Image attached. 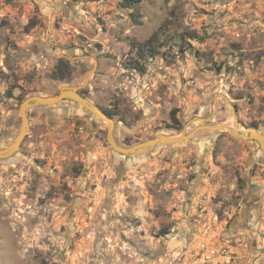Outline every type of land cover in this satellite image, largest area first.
Returning <instances> with one entry per match:
<instances>
[{
    "label": "rangeland",
    "instance_id": "obj_1",
    "mask_svg": "<svg viewBox=\"0 0 264 264\" xmlns=\"http://www.w3.org/2000/svg\"><path fill=\"white\" fill-rule=\"evenodd\" d=\"M131 14L121 0H0V149L26 98L63 87L112 113L123 147L196 118L234 130L232 110L264 136V0H139ZM163 27L158 55L140 60L136 45ZM60 59L64 80L52 78ZM27 115L20 149L0 161V264H264L255 142L201 131L120 156L74 102Z\"/></svg>",
    "mask_w": 264,
    "mask_h": 264
},
{
    "label": "water",
    "instance_id": "obj_2",
    "mask_svg": "<svg viewBox=\"0 0 264 264\" xmlns=\"http://www.w3.org/2000/svg\"><path fill=\"white\" fill-rule=\"evenodd\" d=\"M82 87L71 88L63 87L59 92L50 97L32 96L26 98L19 108L21 127L15 140L6 148L0 149V161H6L11 159L17 151L20 149L29 132V120L27 112L32 108L44 107L49 108L55 106L64 101H71L80 105L88 113L95 118L103 121L106 126V142L111 147L112 151L120 156H136L146 154L156 148L158 145L163 144L165 146H172L175 144L183 143L194 137L195 134L201 131H219L227 132L233 139L248 140L255 142L264 156V136L255 129H245L242 124L239 123L234 110L233 122L234 130L229 129L223 124L214 125L209 123V119L196 118V121L201 122V125L197 126L193 131L187 133V126L176 137H167L163 134H158L154 138L148 139L141 143H138L132 147H123L117 143L114 137L115 122L113 118L102 110L100 107L92 103L87 97L83 96L80 91ZM239 128H243L246 132L241 134L238 132Z\"/></svg>",
    "mask_w": 264,
    "mask_h": 264
},
{
    "label": "trees",
    "instance_id": "obj_3",
    "mask_svg": "<svg viewBox=\"0 0 264 264\" xmlns=\"http://www.w3.org/2000/svg\"><path fill=\"white\" fill-rule=\"evenodd\" d=\"M138 3L139 0H121V5L123 9L132 10L131 18L135 23H137L136 13L138 12ZM169 31L164 30V27L160 29V33L154 34L144 43L136 45L138 58L141 60L143 57L154 58L158 55V48L155 46L160 34H168ZM190 38H195L194 35H190ZM155 43V44H154ZM154 44V45H153ZM133 68V67H131ZM71 67L67 61L60 59L58 64L55 67V70L52 72V78L57 80H64L65 78L71 75ZM107 115L112 116V113L105 111Z\"/></svg>",
    "mask_w": 264,
    "mask_h": 264
},
{
    "label": "flooded vegetation",
    "instance_id": "obj_4",
    "mask_svg": "<svg viewBox=\"0 0 264 264\" xmlns=\"http://www.w3.org/2000/svg\"><path fill=\"white\" fill-rule=\"evenodd\" d=\"M199 126V125H198ZM186 127V125L184 126V128ZM197 127V126H196ZM194 127V129L196 128ZM183 128V129H184ZM188 129V128H187ZM193 129V130H194ZM192 130V131H193ZM191 132V131H190ZM189 131H187V133H190ZM250 163H249V167H251L250 169H254V168H259L261 169L263 164H264V156L263 154L259 153L258 155L257 154H254V155H250Z\"/></svg>",
    "mask_w": 264,
    "mask_h": 264
},
{
    "label": "built area",
    "instance_id": "obj_5",
    "mask_svg": "<svg viewBox=\"0 0 264 264\" xmlns=\"http://www.w3.org/2000/svg\"><path fill=\"white\" fill-rule=\"evenodd\" d=\"M82 133H83V127L77 126L73 130V137L78 138L82 135Z\"/></svg>",
    "mask_w": 264,
    "mask_h": 264
},
{
    "label": "bare ground",
    "instance_id": "obj_6",
    "mask_svg": "<svg viewBox=\"0 0 264 264\" xmlns=\"http://www.w3.org/2000/svg\"><path fill=\"white\" fill-rule=\"evenodd\" d=\"M228 123H230V124H231V121H228Z\"/></svg>",
    "mask_w": 264,
    "mask_h": 264
}]
</instances>
